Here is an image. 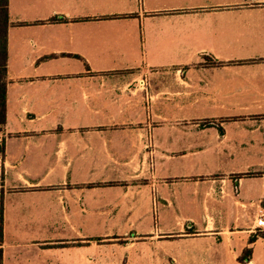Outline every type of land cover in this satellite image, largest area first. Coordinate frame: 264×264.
Listing matches in <instances>:
<instances>
[{
    "label": "crops",
    "instance_id": "crops-1",
    "mask_svg": "<svg viewBox=\"0 0 264 264\" xmlns=\"http://www.w3.org/2000/svg\"><path fill=\"white\" fill-rule=\"evenodd\" d=\"M8 13L2 264H62L64 250L85 264L91 239L131 234H177L182 264H264L247 228L264 213V0H9Z\"/></svg>",
    "mask_w": 264,
    "mask_h": 264
},
{
    "label": "rangeland",
    "instance_id": "rangeland-1",
    "mask_svg": "<svg viewBox=\"0 0 264 264\" xmlns=\"http://www.w3.org/2000/svg\"><path fill=\"white\" fill-rule=\"evenodd\" d=\"M254 175V174H252ZM258 175V174H257ZM246 185H251L254 194L259 190V181H249L247 180ZM262 208L264 209V201L262 202ZM261 213V212H260ZM259 218L263 215H260ZM257 219H249L247 221V228H255V236L264 237V230L256 227L255 221ZM200 224L202 223L201 219L197 220ZM158 226V224H157ZM160 227H178V222L175 219H165L160 221ZM187 227H192V222L186 224V231L188 232ZM150 228H156V223L153 221L150 222ZM157 239H161L160 248L162 250L155 251L151 245L158 244ZM179 237L175 234L173 237H162V238H137L131 235L122 237L121 240H99L91 239L93 242L90 245H93V251L89 252L88 255H85L83 258L85 264H182L181 260L178 259L174 253L178 249ZM73 245V244H72ZM80 245V244H78ZM76 246V245H74ZM159 254V257L156 258V255ZM75 253L70 250H64L62 254L61 262L62 264H75L74 257Z\"/></svg>",
    "mask_w": 264,
    "mask_h": 264
},
{
    "label": "trees",
    "instance_id": "trees-1",
    "mask_svg": "<svg viewBox=\"0 0 264 264\" xmlns=\"http://www.w3.org/2000/svg\"><path fill=\"white\" fill-rule=\"evenodd\" d=\"M9 0H0V131L6 123V94H7V33L9 27ZM0 151L4 152L0 143ZM101 239H97L99 241ZM251 244L255 242V238H251ZM252 254V249H247L242 257V261H248ZM0 264H2V251L0 250Z\"/></svg>",
    "mask_w": 264,
    "mask_h": 264
},
{
    "label": "built area",
    "instance_id": "built-area-1",
    "mask_svg": "<svg viewBox=\"0 0 264 264\" xmlns=\"http://www.w3.org/2000/svg\"><path fill=\"white\" fill-rule=\"evenodd\" d=\"M141 85L143 87H145L146 85L144 84V82L141 83ZM257 226L259 229H263L264 230V213L263 215L260 217V219L257 221Z\"/></svg>",
    "mask_w": 264,
    "mask_h": 264
}]
</instances>
